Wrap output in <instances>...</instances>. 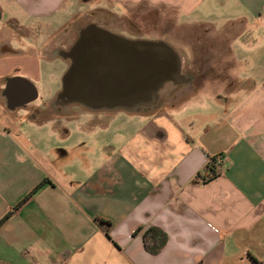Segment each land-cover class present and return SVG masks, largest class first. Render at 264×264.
Here are the masks:
<instances>
[{
	"label": "crops",
	"instance_id": "crops-1",
	"mask_svg": "<svg viewBox=\"0 0 264 264\" xmlns=\"http://www.w3.org/2000/svg\"><path fill=\"white\" fill-rule=\"evenodd\" d=\"M143 4L197 35L191 83L153 112L192 105L193 119L129 123L125 141H103L116 115L40 99V64L53 61L40 51L80 12L125 18ZM212 158L219 176L204 184ZM6 216L0 264H264V0H0ZM152 227L167 235L156 255L144 245Z\"/></svg>",
	"mask_w": 264,
	"mask_h": 264
},
{
	"label": "water",
	"instance_id": "water-1",
	"mask_svg": "<svg viewBox=\"0 0 264 264\" xmlns=\"http://www.w3.org/2000/svg\"><path fill=\"white\" fill-rule=\"evenodd\" d=\"M58 56L70 65L62 77L56 107L78 106L90 112L139 114L157 105L161 90L172 85L191 83L183 73L178 51L169 43L158 40L128 39L113 34L102 24L89 22L78 29L73 44L61 49ZM107 66L116 67L124 82V93L107 86ZM133 92L127 91V80ZM25 79H9L8 82ZM121 89V88H120ZM26 100V106L37 99Z\"/></svg>",
	"mask_w": 264,
	"mask_h": 264
},
{
	"label": "rangeland",
	"instance_id": "rangeland-1",
	"mask_svg": "<svg viewBox=\"0 0 264 264\" xmlns=\"http://www.w3.org/2000/svg\"><path fill=\"white\" fill-rule=\"evenodd\" d=\"M216 4L217 3H211L210 6L212 8H215ZM210 10L213 13L217 12L213 9ZM90 13H85L83 15L82 12H80L73 17L72 23H70L71 25L65 27L60 32L55 33L54 35L52 34L48 36V38L54 44H51L50 49L47 48L40 52H44L45 54L47 53L50 56H53V52L55 51L54 48L58 49L61 45H65L67 49L70 48L77 36L78 29L83 25H86L89 22H96L99 24L103 23L104 26H120L116 28L117 31L122 33V35L126 36L125 38L128 39L160 40L169 43L180 54L183 63V73L185 75L188 74L187 76H190L192 74L194 69L192 68V40L197 37V35L192 33L194 31L192 30V27L181 26L178 24V22L174 18L175 14H173V10L155 6L149 7V5L143 4L130 9L125 18H117L111 16L103 17L100 13H97L95 11ZM92 15L93 17H91ZM179 15L181 16L180 18H182V20H188L191 23L193 22L192 17H185V15H183L182 13H180ZM18 34L20 33L18 32L16 35ZM195 46L196 47L194 49L198 50L197 43ZM213 47L214 46L212 45L211 49ZM208 48V46H204L205 50L200 51V57L201 55L207 54ZM40 65L43 72H45V68H50L49 75H47L46 77V75L43 73V79L39 83V88L41 90L40 99L45 98L46 96H50L52 99H54L61 89L62 76L66 72L70 64L67 65V63L65 64L63 61L57 60L50 62H41ZM167 86H165L160 92L159 101L157 103L158 108H156V106L151 110L139 113L137 115H130L125 112H119L116 115L117 117L113 119V127L109 126L108 132H104V134H100L99 132L97 138H101L103 141H108L110 138H112V136H115L116 131H118L120 134L121 142L125 141L134 132L133 130L127 129V125L129 123H136L137 127H140L155 121H157V123H159V121L163 122V118L178 123L185 120L189 122L192 121L194 112L191 109H195L192 107V105H189V110H186L184 112L172 111L166 113H153L159 111L160 108L167 106L168 104H170L169 108L175 105V95L179 93L182 86H172L173 89ZM91 120V118H88L83 122H90ZM96 129L101 128L98 127Z\"/></svg>",
	"mask_w": 264,
	"mask_h": 264
},
{
	"label": "flooded vegetation",
	"instance_id": "flooded-vegetation-1",
	"mask_svg": "<svg viewBox=\"0 0 264 264\" xmlns=\"http://www.w3.org/2000/svg\"><path fill=\"white\" fill-rule=\"evenodd\" d=\"M91 17H93V15ZM101 24L103 25V23H101ZM117 27H120V26H115V25H113V26H104V28H106L111 33L123 36L122 33L117 31V29H116ZM69 36H70V34H69ZM123 37H126V36H123ZM61 49H67V47L65 45H63V46L61 45L60 48H58V49L55 48L54 49L55 51L53 52L54 54H53V56H51L52 57L51 59H53V61L61 60L65 64L67 63V65H69L70 64L69 62H65L61 57L58 56V52ZM116 69H117L116 67L107 66V68H106V75H107V78H108L107 79V86H110V88L113 90V92L114 91L115 92L116 91H119V92L121 91V93L123 94L125 92L124 91V87H123L124 86V82L120 78L118 70H116ZM167 87H171L172 88V86H167ZM127 89H128L127 91L129 92V94L131 92H133V82H132L130 76L128 77V80H127ZM155 107H153V108H155ZM153 108H149V109L151 110ZM156 108H158V106ZM119 112H123V111H117V112H90L89 111V113L92 114V115H95V114H102V115L104 114V115H106L107 114L109 116L117 115V113H119Z\"/></svg>",
	"mask_w": 264,
	"mask_h": 264
},
{
	"label": "trees",
	"instance_id": "trees-1",
	"mask_svg": "<svg viewBox=\"0 0 264 264\" xmlns=\"http://www.w3.org/2000/svg\"><path fill=\"white\" fill-rule=\"evenodd\" d=\"M215 158H212L211 161H214ZM206 175L202 176V182L206 184L207 182H210L217 178L219 176L218 173L215 172V164L211 163L210 165H207V168L205 170ZM8 216H6L3 220H1L0 224L6 220ZM97 223L103 225L104 221L101 219L96 220ZM167 243V235L160 229L152 227L148 229L144 233V245L145 249L147 250L148 253L151 255H156L158 254L162 248L165 246Z\"/></svg>",
	"mask_w": 264,
	"mask_h": 264
},
{
	"label": "built area",
	"instance_id": "built-area-1",
	"mask_svg": "<svg viewBox=\"0 0 264 264\" xmlns=\"http://www.w3.org/2000/svg\"><path fill=\"white\" fill-rule=\"evenodd\" d=\"M221 162H222V159L221 158H216L214 161H209V165L211 164V163H214L215 164V172L216 173H219V170H218V168H217V166L216 165H218V164H221Z\"/></svg>",
	"mask_w": 264,
	"mask_h": 264
}]
</instances>
